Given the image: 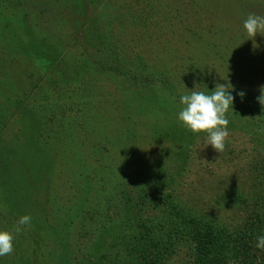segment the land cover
Masks as SVG:
<instances>
[{
  "label": "rangeland",
  "instance_id": "1",
  "mask_svg": "<svg viewBox=\"0 0 264 264\" xmlns=\"http://www.w3.org/2000/svg\"><path fill=\"white\" fill-rule=\"evenodd\" d=\"M250 13L264 0H0V231L23 249L0 264H195L178 212L264 224V33L249 40ZM226 80L218 153L178 113L186 90Z\"/></svg>",
  "mask_w": 264,
  "mask_h": 264
},
{
  "label": "clouds",
  "instance_id": "2",
  "mask_svg": "<svg viewBox=\"0 0 264 264\" xmlns=\"http://www.w3.org/2000/svg\"><path fill=\"white\" fill-rule=\"evenodd\" d=\"M243 28L249 40L254 39L257 34L264 33V16L250 13ZM198 86L191 91L186 90V94L180 97L182 108L178 113V122L188 132L203 135L205 147L210 145L214 151L221 153L229 136L226 114L232 109L234 97L230 93L233 88L227 80L224 84H216L211 92L207 91L206 86V91L197 90ZM238 95L242 98L245 94L240 92ZM258 102L264 106V87L261 88ZM31 220L29 215L21 216L14 228L15 234L27 230L26 226L30 227ZM14 239L13 233L0 231V257L12 255ZM256 248L264 250V235L257 238Z\"/></svg>",
  "mask_w": 264,
  "mask_h": 264
},
{
  "label": "trees",
  "instance_id": "3",
  "mask_svg": "<svg viewBox=\"0 0 264 264\" xmlns=\"http://www.w3.org/2000/svg\"><path fill=\"white\" fill-rule=\"evenodd\" d=\"M50 11H53V7ZM108 86L110 87V82ZM50 145L45 144V149H48L47 146ZM61 154V150L56 151L54 155H58V157H54V159L55 161L58 160L57 164L63 166L64 158L69 155L62 157ZM60 175L65 174L60 173ZM171 209L176 211L174 207H171ZM180 217H182V213L178 212L177 216L174 215L175 220L172 223L174 225L180 220V227L174 226L181 231L179 233H182L191 241L195 248V264H264V250L256 248L257 238L264 235V224L259 222L249 223L243 225L242 229L240 227H238L239 229H226L224 227L215 229L214 226L207 224L201 217L198 219L189 215H184L183 218ZM20 238L17 236L14 240H19L13 241L19 249H21ZM29 243H32V241H29ZM21 250L23 252V249ZM158 250L161 252L160 247ZM17 251L14 250L13 253ZM24 253L30 258L29 253ZM142 264H145V261Z\"/></svg>",
  "mask_w": 264,
  "mask_h": 264
}]
</instances>
